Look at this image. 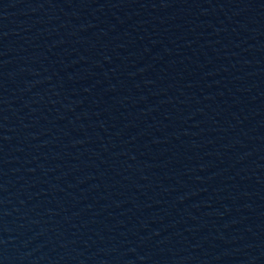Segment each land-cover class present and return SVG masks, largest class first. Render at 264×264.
Returning <instances> with one entry per match:
<instances>
[{"label":"water","instance_id":"obj_1","mask_svg":"<svg viewBox=\"0 0 264 264\" xmlns=\"http://www.w3.org/2000/svg\"><path fill=\"white\" fill-rule=\"evenodd\" d=\"M0 264H264V0H0Z\"/></svg>","mask_w":264,"mask_h":264}]
</instances>
